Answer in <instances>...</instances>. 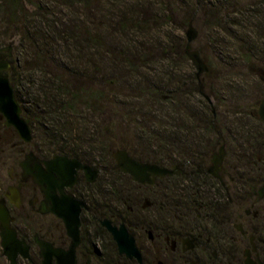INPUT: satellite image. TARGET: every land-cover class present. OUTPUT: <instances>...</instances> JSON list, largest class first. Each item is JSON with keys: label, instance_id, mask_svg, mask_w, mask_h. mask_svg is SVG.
Here are the masks:
<instances>
[{"label": "flooded vegetation", "instance_id": "1", "mask_svg": "<svg viewBox=\"0 0 264 264\" xmlns=\"http://www.w3.org/2000/svg\"><path fill=\"white\" fill-rule=\"evenodd\" d=\"M0 59L10 63L0 70L10 80L13 52L0 51ZM200 76L196 71L191 89L204 98L201 108L210 116H174L172 131L161 124L150 155L137 144L122 147L155 166L142 182L120 169L115 151L100 157L90 149L84 155L67 147L44 150L28 122L32 139L26 141L0 112V264H11L3 246L5 224L17 238L16 264H43L36 238L75 264H264V141L254 130L228 128L232 116H217ZM259 107L251 116L264 124ZM55 155L77 160L94 176L76 168L72 182L60 188L54 173L58 185L48 197L36 182L37 171L26 174L22 163L31 156L48 173ZM55 203L64 216L52 211ZM77 223L73 257L68 228ZM117 233L133 239L134 248L121 252ZM26 246L25 257L19 248ZM48 264H59L57 255Z\"/></svg>", "mask_w": 264, "mask_h": 264}, {"label": "rangeland", "instance_id": "2", "mask_svg": "<svg viewBox=\"0 0 264 264\" xmlns=\"http://www.w3.org/2000/svg\"><path fill=\"white\" fill-rule=\"evenodd\" d=\"M262 1L22 0L12 28L0 13V48L12 47V63L30 67L32 81L63 73L59 95L74 110L54 122L57 135L77 153L105 157L148 141L161 124L172 131L174 116L211 115L191 89L196 69L185 48L193 26L192 50L209 67L199 81L217 116H232L228 128L254 130L263 142L264 124L251 116L264 100ZM71 71L86 75L93 98Z\"/></svg>", "mask_w": 264, "mask_h": 264}, {"label": "water", "instance_id": "3", "mask_svg": "<svg viewBox=\"0 0 264 264\" xmlns=\"http://www.w3.org/2000/svg\"><path fill=\"white\" fill-rule=\"evenodd\" d=\"M197 35V30L193 26H189L186 32L187 45L185 48V52L187 57L195 66L197 76L199 77L202 73L207 72L209 68L201 58L199 52L196 50H192L191 42L196 39ZM4 49H8L9 55H11V46H8L6 48L1 47L0 51ZM9 66V61L0 59V70L8 69ZM207 98L209 101H211L209 97ZM0 112L3 113V115L6 117V123L8 125L14 126L17 129L21 138L26 141L32 139L31 128L28 125L27 121L22 117V108L17 101L13 86L11 85L9 78L3 75H0ZM259 115L264 120V100L260 104ZM113 157L117 161V164L122 171L130 173L135 180L140 182L145 181L147 171H154L153 169L155 168V166L135 160L128 154L126 150L123 149L116 150L113 153ZM31 164L33 165L31 166ZM50 164V172L46 173L38 163L34 164L32 162L31 156H27L26 160L22 163L26 174L33 175V169L37 171V173L34 174V176L36 177V182L41 186L42 190L45 191L48 197H50V195L54 192L55 186L58 185V179L55 177L54 173H56L57 176H59V178L62 180L61 187L59 185L60 188L65 185L64 183L68 184L66 181L72 182L76 168H83L85 169L87 176H94V172L92 174L91 169L88 166L82 165L77 160H69L67 157H60L58 155H55ZM164 172H166V170H164ZM62 209L63 207H61L60 204L57 205V203H55L52 211L59 216H64ZM0 216L1 218H4L3 215L0 214ZM68 233L73 239L68 253L70 256L73 255L74 257L75 247L80 241L79 223H77L76 225H70L68 228ZM116 239L118 241L119 249L121 252H129V248H134V244L132 243L133 239H131L132 241H129L127 234H124L123 237V235L120 236L117 233ZM15 242H17L15 231L10 229L8 225L5 224V226L3 227V246L5 249V254L7 255L11 264H16V253H14L12 249V244ZM36 242L41 248L43 264H48L51 254L57 255L59 264H75L74 259L72 261H63V259L60 258V253L58 254L57 251H52L50 245L44 240L36 238ZM19 251L23 256H27V246L24 248L20 247Z\"/></svg>", "mask_w": 264, "mask_h": 264}, {"label": "trees", "instance_id": "4", "mask_svg": "<svg viewBox=\"0 0 264 264\" xmlns=\"http://www.w3.org/2000/svg\"><path fill=\"white\" fill-rule=\"evenodd\" d=\"M21 2L22 0H0V13L2 12L5 14V29L13 27L12 23L15 21L14 18L21 9ZM262 3H264V0ZM258 28L264 32V27L262 25ZM19 52L22 53V49H20ZM31 73L32 70L30 67L28 68L22 63L20 66L19 63H13L9 74L15 96L22 108V116L25 117L27 122L32 127L37 142L41 144L44 150L47 149L45 146H49L52 150H61L63 149V145L67 144L71 150H74L72 142H67L64 139L65 137L63 138L64 135L62 136V134H60V136L57 135V126L54 123L56 122L60 125L58 120L63 119L64 121H67V118L63 116L66 115V112H69V108L74 110L71 103H65L59 95V92L64 89L65 84V81L63 80V73L58 71L57 73L53 72L49 75L47 74L45 75L46 77L42 79L43 81L39 83L34 79L32 81V76L33 74L35 76V73L32 75ZM71 74L75 80H77L78 84H82V89L80 90L86 93L85 96L93 98L91 95L92 92H90V89L87 86L88 80L86 79V75L83 73L74 74L73 71H71ZM37 84H40L41 86L35 88ZM87 102L88 101H86V103ZM98 108H100V106H98ZM73 113H75V111H73ZM51 127L54 129L53 131L51 130ZM156 130L153 131L150 129V131H147L149 137V139L147 138L148 141L136 143L147 155H150L152 146L155 147L156 145L153 141H151L152 136H156Z\"/></svg>", "mask_w": 264, "mask_h": 264}]
</instances>
